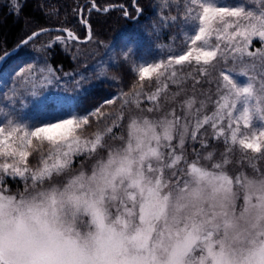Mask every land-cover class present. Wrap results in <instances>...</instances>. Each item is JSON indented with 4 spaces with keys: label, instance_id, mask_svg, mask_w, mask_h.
Here are the masks:
<instances>
[{
    "label": "clouds",
    "instance_id": "obj_1",
    "mask_svg": "<svg viewBox=\"0 0 264 264\" xmlns=\"http://www.w3.org/2000/svg\"><path fill=\"white\" fill-rule=\"evenodd\" d=\"M175 132L163 116H133L111 139L95 134L78 167L37 168L15 188L0 177L5 259L264 264V154L211 149L177 159L166 152Z\"/></svg>",
    "mask_w": 264,
    "mask_h": 264
},
{
    "label": "snow or ice",
    "instance_id": "obj_2",
    "mask_svg": "<svg viewBox=\"0 0 264 264\" xmlns=\"http://www.w3.org/2000/svg\"><path fill=\"white\" fill-rule=\"evenodd\" d=\"M89 2L88 15L83 8L79 12V23L86 30L83 39L68 28H58L55 31L64 33L67 39L56 36L48 47L69 41L103 45V41L94 39L89 22L92 12L109 13L119 8L124 18L133 19L124 4L98 7L96 0ZM131 7L138 22L144 9L137 0H132ZM173 7L177 15L170 14ZM157 16L159 24H153L156 38H160L162 30L177 26L182 46H172L176 35L170 37L167 45L154 44L151 37L146 40L143 33H127L121 38L119 47L123 63L113 57L108 66L127 68L131 59L135 65L131 70L138 72L139 82L155 78V86L154 91L145 93V85L136 83L132 92L121 93L123 105L113 113L116 117L113 126L123 121L125 123L120 124L123 130L133 116L170 119L176 132L166 152L177 159L189 155L188 141L199 143V148H192V155L207 151L211 146L209 136L217 140L223 138L227 147L218 154L221 156H232L231 145L237 143L242 150L264 154V0H229L227 6L220 0H160ZM50 31L52 29L33 32L17 48L0 57V177L4 180L15 177L26 182L33 178L32 173L37 168L42 174L52 175L66 164L73 165V156L94 151L89 146L92 140L73 136L82 125L89 123V115H78L75 109L82 106L81 97L87 95L90 88L104 83L107 77L101 75L85 87L83 81H90V77L79 74L73 95L59 90L64 87L62 83L53 90L54 80L59 82L61 77L52 66L38 67V58L25 51L31 41ZM257 43L261 46L257 47ZM116 46L106 47L110 52ZM185 65L192 66L191 71H184ZM76 75L65 72L63 78ZM241 76L244 79L238 80ZM173 85L175 91L171 90ZM118 98L113 94L103 99L90 114L102 115L101 109L114 105ZM141 99L151 106L142 107ZM240 103L242 108L238 107ZM254 118L262 123L254 125ZM241 124L245 132L241 131ZM108 134H111L110 139L115 136L113 127H106L103 133L97 132L96 138L103 140ZM34 140L39 144H34ZM29 157L37 160L31 169ZM2 182L0 180V184ZM0 264H16V261L6 260L0 249Z\"/></svg>",
    "mask_w": 264,
    "mask_h": 264
},
{
    "label": "trees",
    "instance_id": "obj_3",
    "mask_svg": "<svg viewBox=\"0 0 264 264\" xmlns=\"http://www.w3.org/2000/svg\"><path fill=\"white\" fill-rule=\"evenodd\" d=\"M131 3L132 0H96L98 7L124 4L133 15V19L124 18L119 8H115L109 13L92 12L89 22L94 30V39L103 41V45H98L93 42L81 44L76 41H69L63 45L56 42L52 47H48L49 44L55 41L56 36H62L67 39L64 33L54 30L46 32L31 41L29 45L26 46L25 51L32 52L35 56L43 57L55 71L60 73H87L96 60V55L101 52L104 53L107 49L106 46L109 45H117L114 48L116 49L115 52L118 53L117 62L122 64L123 61L121 60L119 41L127 33H143L145 34V39L148 40L150 36L154 44H160L165 41L168 43L170 37L176 35V41L182 44L179 35L180 29L177 26L162 30L159 39L153 34V24H159L157 12L159 11L160 0H137L138 5L144 9L143 15L139 17L138 22L135 18L136 14L131 7ZM90 6L89 0H18L16 6H13L8 0H0V55L15 46L29 33L39 28H68L79 38H83L86 30L79 23V12L80 9L83 8L87 16V9ZM183 12L184 8L182 6L180 8V14L182 15ZM164 14L168 15L169 13L165 12ZM170 14L177 15L175 7L171 9ZM176 32L177 34H175ZM40 49H42V51H35ZM73 57H75V59H73ZM134 66L131 59L129 60L127 68L108 66L107 72L109 75L113 76V79L107 77L104 83L90 88L88 94L81 97L82 106L77 107V109L83 112L84 115H89V123L87 125H82L80 128L82 133L93 134L95 132H103L106 127H113L115 135L122 132L120 124L125 122L120 121L113 126V122L116 120L113 113L118 112L123 105V98L121 96L117 95L119 98L114 105H106L102 108V115L97 114L93 116L90 114V110H94L103 99L111 98L116 92H132L133 86L136 83H143L145 85L144 89L149 90L153 85V80L139 82L138 72L133 73L131 70ZM90 76L98 80L94 74ZM112 81L115 82L113 83ZM87 82L89 84L95 81L87 80ZM142 102L141 106H145L146 104H144V101ZM124 107L127 108L126 105ZM110 136L111 134L106 135L105 139H110ZM189 147L190 146L187 145V148ZM85 158L86 156L84 155L79 156L77 160L73 162V166H79L85 161Z\"/></svg>",
    "mask_w": 264,
    "mask_h": 264
},
{
    "label": "rangeland",
    "instance_id": "obj_4",
    "mask_svg": "<svg viewBox=\"0 0 264 264\" xmlns=\"http://www.w3.org/2000/svg\"><path fill=\"white\" fill-rule=\"evenodd\" d=\"M13 6H16L18 4V0H8ZM228 2L229 0H220V3L223 4L224 6H227L228 5ZM179 32V31H177ZM177 32L175 34H177ZM169 43V42H168ZM165 42H161L160 44H168ZM176 43H179V44H176ZM172 46L173 47H180L182 46V44L178 41H175L172 43ZM257 47H260L261 45L259 43L256 44ZM28 50V49H27ZM116 49H113L112 51H108V48L104 51V53H99L97 54L95 57V61L94 63L92 64V67L89 69V72H77L78 75H76L75 77L73 78H69V79H64L63 78V73H60L58 71H55L56 72V75L61 77V80L59 82L55 81L53 82V85H52V89L55 90L58 88L59 84L62 83L64 85V87L62 89H59L61 92H66V94L68 95H73L74 94V90L77 88V81L80 80V75L79 74H83L84 76L86 77H90V81H96L97 79L95 78H91V74H94L96 78H99L101 75H104L106 77H109V79H113V76L112 75H109L108 72H107V68H108V61L111 60L113 57L115 58V60L117 61V54L115 52ZM106 52H108V55H106ZM121 55V54H120ZM39 60V64L37 65L38 67H45L47 68L48 66H50V64L47 62L46 59H44L43 57L41 56H36ZM163 58V57H161ZM29 62H32V61H29ZM194 66V65H193ZM179 67V66H178ZM191 67L192 66H187L185 65L183 70L184 71H191ZM101 70H103V72H101ZM238 80H243L244 77H237ZM153 85L151 86V88L149 90H146L144 89L145 93H148L149 91H154V86H155V78H153ZM87 80L83 81V85L85 87H87ZM171 87V90L172 91H175L176 88L175 86H170ZM121 92H116L115 95H119L120 96ZM142 101H144V104H146L145 106H142V107H150L151 104L143 99H141V103H143ZM49 107H51V105H49ZM238 107L242 108L243 105L242 103L238 104ZM209 110L211 111V105L209 106ZM75 111L77 112L78 115H84L83 112H80L77 108L75 109ZM177 111H178V114H180V110L179 108H177ZM262 122H260L259 120H257L256 118H254V121H253V124L256 125V126H259ZM36 126H39V125H36ZM209 132L211 131L210 129L208 130ZM241 131L242 132H245L246 130L244 129V126L243 124H241ZM77 132L79 134H81V139L82 140H92L94 139L95 137V133L93 134H84L80 131V129L77 130ZM103 133V132H101ZM209 143H210V147L207 149V150H211V149H216L217 150V155L220 153V152H223L225 150V148L227 147V145L224 144L223 142V138H219L218 140L217 139H213L211 136H209ZM34 144L37 143L39 144L38 141L34 140L33 141ZM230 142V141H229ZM190 145H189V144ZM187 145L190 146L188 149V153H189V157L191 158L192 154V148L193 147H196V148H199V144L198 142H194V141H188ZM197 145V146H196ZM232 148L234 149V152L232 154L233 158H235L236 156L240 155L241 152V146L237 143L235 145H231ZM44 147L47 148V142L44 143ZM245 153L247 152H251V150H243ZM35 155V154H34ZM86 156L85 153L81 152L75 156H73V162L77 160V158L79 156ZM29 163L33 166H35L37 164V160L33 157H29ZM78 167V166H77ZM8 183L10 185H12V187H17V186H21L22 187V181L20 179H15V182H13L12 179H9L8 180Z\"/></svg>",
    "mask_w": 264,
    "mask_h": 264
},
{
    "label": "water",
    "instance_id": "obj_5",
    "mask_svg": "<svg viewBox=\"0 0 264 264\" xmlns=\"http://www.w3.org/2000/svg\"><path fill=\"white\" fill-rule=\"evenodd\" d=\"M108 6H109V5H108ZM106 7H107V6H106ZM42 29H52V31H54L55 29H58V28H54V27H44V28H39V29H37V30H34V31H32L31 33H29L27 36H25L23 39H21V40L15 45V46H13L12 48L6 50L5 52H11L13 49L17 48V46L21 44V41L27 39V37L30 36L33 32H39V31H41ZM80 39L82 40L83 38H80ZM5 52L2 53V54L0 55V57L4 56Z\"/></svg>",
    "mask_w": 264,
    "mask_h": 264
}]
</instances>
